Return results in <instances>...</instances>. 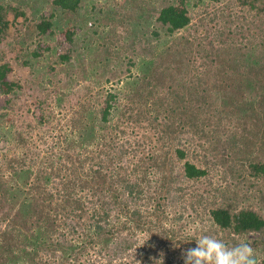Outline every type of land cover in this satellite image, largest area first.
<instances>
[{
  "label": "trees",
  "instance_id": "16d2710c",
  "mask_svg": "<svg viewBox=\"0 0 264 264\" xmlns=\"http://www.w3.org/2000/svg\"><path fill=\"white\" fill-rule=\"evenodd\" d=\"M46 3L50 14L36 20V13L31 19L28 16L27 0H17V4L0 0V45L12 35L14 26L13 56L17 59L21 54L23 65L30 64V56L43 55L30 49L31 40L35 36L48 40L57 29L59 41L70 44L67 53L59 56L70 61L76 28L88 21L82 14L83 0ZM240 3L254 12L255 21L264 23V0ZM37 7L35 4L33 9ZM157 13L156 22L163 33L153 30L156 38L173 36L192 22L188 0L164 4ZM19 17L25 18L21 27L15 22ZM250 32L241 44L228 32L226 39L230 38L232 46L227 43V50L222 46L226 39L214 37L206 49L199 41L198 51L193 48L194 40L179 35L161 53L143 55L141 79L150 89L147 98L146 94H135L144 97L140 106L119 113L120 97L107 89L99 108L85 109L77 120L74 115V126L65 132L60 144L48 141L44 148L34 146L23 135L13 134L12 127L6 128L3 120L8 111L0 112V144L15 143L11 148L15 154L9 156L7 148L0 160V264H184L181 256L195 247L198 237L183 234L181 227L170 224L174 218L170 214L186 200L181 183L205 178L209 168L191 160L192 155L198 156L191 154L180 134L189 132L198 141L207 137L213 144L216 137L211 133L216 129L207 124L212 117L220 121L230 117L229 126L242 129L244 146L249 148L251 143L257 147L255 154L254 150L246 151V168L238 174L248 177L249 190L262 193L260 209H264V159L258 158V152H264V29ZM107 43L97 48L103 69L109 65V55L113 58L116 54ZM45 49L51 50L52 44L47 43ZM3 59L5 55L0 56V94L11 104L22 86L10 79L11 61ZM129 63L137 64L132 58ZM155 93L161 96L149 100ZM51 114L40 109L38 125H45ZM145 120L150 124L142 129ZM227 133L230 136L224 140L222 153L234 164L239 148L237 141H232L235 134ZM18 148H23L21 154ZM45 149L48 158L43 162L39 159ZM178 162L182 164L180 174H176ZM4 168L8 176L2 173ZM209 193L207 198L201 194L198 201L206 203L213 226L222 234L217 239L229 247L249 243L255 249L257 264H264L263 210L251 204L241 206L218 188L209 189ZM252 233L258 236L237 240ZM173 245L186 249L181 256L176 251L174 256H161L159 251Z\"/></svg>",
  "mask_w": 264,
  "mask_h": 264
},
{
  "label": "rangeland",
  "instance_id": "374dc122",
  "mask_svg": "<svg viewBox=\"0 0 264 264\" xmlns=\"http://www.w3.org/2000/svg\"><path fill=\"white\" fill-rule=\"evenodd\" d=\"M17 4V0H13ZM178 0H83L82 14H86L88 21L77 26L75 45L73 55L70 61L64 62L60 54L67 53L70 44L65 41H59L60 31L57 29L55 35L50 39L39 38L35 36L31 40V48L42 52V56H30V64L23 65V58H14V47L16 39L15 27H11L9 35L0 45V56L5 55V59L11 61L13 71L9 74L11 80H15L21 84V88L17 90L18 97L8 104L6 96L0 94V112H7L8 115L3 120L6 128L12 127L11 131L23 135L29 143L34 146L44 148L45 142H58L64 138V134L73 128L72 118L77 120L85 109L99 108L101 98L106 94L107 89L116 91L120 97V108L129 109L137 108L142 98L135 96L136 93L144 95L150 87L146 88V81H142L143 72L139 68V63L143 59V55L153 52L161 53L165 48L175 43L176 36L184 35L194 40L193 48L199 51L197 43L204 42V48L209 47V41L216 39L225 40L228 32L232 33L231 37L238 44L246 41L251 30L260 31L264 29V23L254 20V12L250 11L247 6H242L240 0H188L189 11L192 16V22L188 28L177 32L175 35H162L161 39L153 35V30L159 29L156 22L158 10L169 2H177ZM28 5L25 6L29 18L34 17L40 20L41 16L50 14V6L46 0H27ZM45 3V4H44ZM35 4L37 9H33ZM148 19L145 20V15ZM141 16V17H140ZM11 20L14 16H10ZM29 19V20H30ZM25 18L19 17L15 22L18 27L25 24ZM34 20V19H32ZM144 31V32H143ZM163 33L162 29H159ZM225 35V36H223ZM225 37V38H223ZM224 49L227 43L232 46L230 38L226 39ZM136 41V44H133ZM109 45L112 52H119L118 55L111 58L109 55V65L106 69L101 67L102 55L99 54L98 46ZM179 42V41H178ZM218 45H219V41ZM216 42V44H217ZM52 44L51 50H46V44ZM130 45L131 48L127 49ZM144 46L149 47L144 49ZM181 48V46H180ZM195 51L194 53H196ZM137 62L136 65L129 63L130 59ZM19 59V60H18ZM205 61V60H204ZM201 62V61H200ZM112 63V64H111ZM217 63L215 68H217ZM112 70L116 71L115 74ZM111 77V81L107 79ZM158 94H152L151 98ZM146 94L145 98H147ZM158 96H161L158 95ZM133 98V99H132ZM136 100H138L136 102ZM60 101V104L58 105ZM42 110L52 112L45 125H38L37 114ZM155 113V112H154ZM53 115V116H52ZM113 120L117 121V117ZM231 118L228 117L224 121H220L217 117H212L207 123L211 126L216 141L211 144L204 140H196L191 137V133L186 132L180 134L181 140L186 144L187 148L194 155L191 160L207 166L209 175L195 182H182L185 188V201L179 209L173 210L170 216V224L181 227L183 234L195 235L198 238L202 235H209L214 238L222 236L213 226L209 215L206 212V203L198 201L201 194L206 198L210 196L209 189L218 188L224 191L228 196L233 197L242 205H253L260 209L262 193L254 188L249 190L247 184V176L239 175V171L245 166V158L251 150L256 153L257 147L249 143V148L245 145V140L241 137V128H232L229 126ZM217 122H219L217 124ZM31 123V125H28ZM142 129L148 127L149 120L143 121ZM33 128V129H31ZM53 129V132H52ZM143 131V130H142ZM141 131V132H142ZM227 131L234 133L232 141L235 139L238 153L235 156L236 163L232 164V160H227L223 155V144L225 138L230 136ZM227 133V134H225ZM16 134V133H15ZM54 134L56 137L54 138ZM67 134V133H66ZM209 134V135H211ZM208 135V136H209ZM76 138V134H74ZM190 138L193 141L190 144ZM222 139L218 144L217 140ZM43 140V141H42ZM199 142L201 144L199 145ZM20 144V143H19ZM190 144V145H189ZM251 144V145H250ZM14 141H4L0 144V160L5 154V150L9 148L7 154H15L13 151ZM264 145V139L262 140ZM246 147V148H245ZM264 149V147H263ZM23 148H18V154L22 153ZM60 152V148L57 149ZM56 151V152H57ZM48 151H43L41 159L47 161ZM258 158L264 159V152H258ZM57 154V153H56ZM190 154V155H191ZM251 157V156H249ZM30 164L28 157L27 165ZM0 162V166H1ZM37 165H40L38 162ZM247 165V163H246ZM181 162H178L176 174L182 171ZM245 174L248 171H244ZM2 173L9 175L8 170L4 168ZM243 176V177H242ZM257 194V195H256ZM259 194V195H258ZM246 195V198L244 196ZM264 205V204H263ZM263 210L264 209H260ZM181 216V217H180ZM256 236L252 233L248 236L237 238L238 241L252 240ZM186 249L182 245H173L170 249L159 251L161 256L176 255L181 256L182 251ZM184 261V259L180 258ZM177 264H179L177 262Z\"/></svg>",
  "mask_w": 264,
  "mask_h": 264
},
{
  "label": "clouds",
  "instance_id": "9594fccd",
  "mask_svg": "<svg viewBox=\"0 0 264 264\" xmlns=\"http://www.w3.org/2000/svg\"><path fill=\"white\" fill-rule=\"evenodd\" d=\"M195 247L183 253L184 264H257L255 249L247 242L229 247L209 235L195 239Z\"/></svg>",
  "mask_w": 264,
  "mask_h": 264
}]
</instances>
